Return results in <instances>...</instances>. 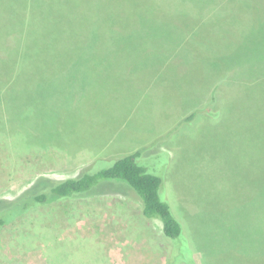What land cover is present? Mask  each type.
I'll use <instances>...</instances> for the list:
<instances>
[{"label": "rangeland", "instance_id": "obj_1", "mask_svg": "<svg viewBox=\"0 0 264 264\" xmlns=\"http://www.w3.org/2000/svg\"><path fill=\"white\" fill-rule=\"evenodd\" d=\"M234 1L223 0L225 14L199 26L198 35L190 31L183 45L178 37H104L99 52L86 56L96 64L89 78L79 81L50 78L58 37L42 39L30 63L9 58L0 40V88L11 79L8 91L15 83L21 92L46 93L40 117L25 113L38 104L35 96L17 118L7 117L0 102V201L15 199L40 177L77 176L97 158L143 149L152 159L162 151L169 158L160 166L164 190L193 264H264L256 211H230L236 201L263 199L257 187L264 180V74L227 65L220 72L207 61L211 49L233 50L235 57L222 54L226 62H245L264 48V29L252 31L264 0H239L241 12ZM150 3V10L175 7L171 0ZM187 22L191 28L197 21ZM172 39L169 59L163 45ZM71 81L78 92L69 94ZM52 103L66 105L55 118ZM194 110L190 120L182 118ZM170 249L159 220L144 218L136 193L116 181L36 206L0 228V264H166Z\"/></svg>", "mask_w": 264, "mask_h": 264}, {"label": "trees", "instance_id": "obj_2", "mask_svg": "<svg viewBox=\"0 0 264 264\" xmlns=\"http://www.w3.org/2000/svg\"><path fill=\"white\" fill-rule=\"evenodd\" d=\"M171 1L175 7L168 9V12L150 10L149 6L152 5L150 0H0L1 46L4 45L9 58L15 59V62L20 59L30 63L38 57L35 54L39 52L37 47L42 39L52 41L54 37H58V42L57 39L54 40L56 51L52 55V60L55 66L50 78L56 82L69 74L79 81L83 76L89 78L88 70L96 64L86 56L99 52L100 41L104 37L107 39L150 35L174 39L178 37L177 43L183 45L185 37L191 36L190 31L198 35L201 33L199 26L212 25L214 17L225 14L224 7L220 9L223 0ZM233 4L239 12L242 11L239 0L234 1ZM249 5L251 6V2ZM181 8L184 9L182 14H177L174 10ZM251 9L255 10V7L252 6ZM187 21L197 22L190 28ZM236 21L241 25L244 19L239 17ZM263 29L264 15L259 17L258 21L252 20V31L260 33ZM246 35L247 32L242 33V43ZM59 37H65L66 43L62 44ZM164 45L163 51H168L170 59L175 41L173 39L166 41ZM211 50L213 55L207 61H210L211 65H219L220 72L221 68L225 70L227 65L228 69L234 68L239 73L247 67L251 69L252 74L258 72L264 74V48H258L250 56L253 57L251 59L248 57L245 62L236 58L226 62L227 55L228 59L230 55L235 57L233 50L225 48ZM70 51H75V54L71 55ZM224 52L227 55L222 57ZM216 54L218 58L215 59ZM67 56L70 57L64 62L62 59ZM97 62H99L98 57ZM11 81V79L6 80L0 88V102L4 104L3 113L7 117L15 115L17 118L25 112L28 101L36 97L39 99L38 104L30 109L27 108L25 113L28 114L27 117H40L41 114L37 111L43 110L44 106L41 107L40 103L43 101L46 103V93L21 92L15 83L8 91L7 83ZM64 85L66 87L67 82ZM74 87L71 81L69 94L78 92L72 91ZM57 104L49 105L54 118L57 110L62 112L66 107L58 104L59 108H55ZM194 113L195 110L190 111L182 118L188 121ZM214 114H217L216 109ZM150 155H143V149H136L113 159L97 158L90 167L77 176L59 180L40 177L15 199L0 201V228L36 206L80 196L108 181L123 182L139 197L142 216L159 220L162 233L169 238L171 252L168 253L166 264H193L192 254L185 253L189 247L186 243V233L181 221L173 213L164 190L165 175L160 171V166L163 168L169 163L168 155L162 151L155 152L152 159ZM257 191L261 192L262 201L247 197L236 201V205L230 211H242V208L249 209L251 213L256 211L262 229V243H264V180L258 181ZM231 224L235 226L234 222Z\"/></svg>", "mask_w": 264, "mask_h": 264}]
</instances>
